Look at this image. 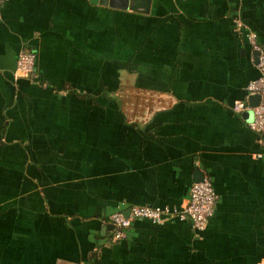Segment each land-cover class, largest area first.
<instances>
[{"label": "crops", "instance_id": "0c3cea01", "mask_svg": "<svg viewBox=\"0 0 264 264\" xmlns=\"http://www.w3.org/2000/svg\"><path fill=\"white\" fill-rule=\"evenodd\" d=\"M145 10L2 6L0 264H264V140L233 110L259 77L245 35L264 48V0ZM24 48L37 82L15 79ZM197 172L219 196L204 231L136 220L112 241V214L182 208Z\"/></svg>", "mask_w": 264, "mask_h": 264}, {"label": "built area", "instance_id": "2783aa9c", "mask_svg": "<svg viewBox=\"0 0 264 264\" xmlns=\"http://www.w3.org/2000/svg\"><path fill=\"white\" fill-rule=\"evenodd\" d=\"M6 1L8 0H0V10ZM236 23L237 28H244L240 21ZM245 36L253 51L259 77L250 82L247 87L246 98L242 101H236L233 105V110L238 114L252 111L253 118L249 123V127L252 131L262 136L264 140V48L259 43L255 32L248 31ZM36 59L37 54L34 51L24 48L18 55L15 79L37 80L35 72ZM256 95L260 96V102L257 107L252 108L250 106V98ZM218 200L219 196L211 179L205 176L202 181L193 184L189 202L182 208L134 206L130 209L128 216L123 211L112 214L109 218V224L115 228L113 240L117 241L126 238V230L136 220H147L156 224L169 220L188 221L192 224L194 230L198 232L204 231L210 218L215 213Z\"/></svg>", "mask_w": 264, "mask_h": 264}, {"label": "water", "instance_id": "95a60500", "mask_svg": "<svg viewBox=\"0 0 264 264\" xmlns=\"http://www.w3.org/2000/svg\"><path fill=\"white\" fill-rule=\"evenodd\" d=\"M91 1H96V0H91ZM151 2L152 0H99V3L103 6H108V7L120 9V10L131 9V10L141 12V13L146 12L145 9H149ZM259 102H260L259 95H256L250 98V106L252 108L257 107ZM243 116L249 122L252 121V118H253L252 111L245 112ZM204 177H205L204 173L197 172L195 182L197 183V182L202 181ZM129 212L130 210L125 213L126 216L129 215Z\"/></svg>", "mask_w": 264, "mask_h": 264}, {"label": "trees", "instance_id": "16d2710c", "mask_svg": "<svg viewBox=\"0 0 264 264\" xmlns=\"http://www.w3.org/2000/svg\"><path fill=\"white\" fill-rule=\"evenodd\" d=\"M261 44V43H260ZM28 49V48H27ZM31 50V49H30ZM36 82H37V80H36ZM69 92H71V93H75V90H72V89H70L69 90ZM192 225V224H191ZM127 231V230H126ZM126 233V232H125ZM111 235V239H112V241L113 242H115V243H118L119 241H122V240H125V238L124 239H121V240H117V241H115V240H113V237H114V234L112 235V234H110Z\"/></svg>", "mask_w": 264, "mask_h": 264}, {"label": "rangeland", "instance_id": "374dc122", "mask_svg": "<svg viewBox=\"0 0 264 264\" xmlns=\"http://www.w3.org/2000/svg\"><path fill=\"white\" fill-rule=\"evenodd\" d=\"M15 75V74H14ZM20 79H22V78H20Z\"/></svg>", "mask_w": 264, "mask_h": 264}]
</instances>
